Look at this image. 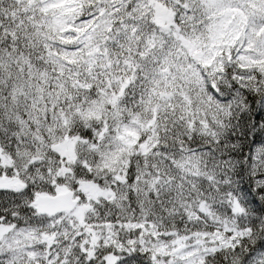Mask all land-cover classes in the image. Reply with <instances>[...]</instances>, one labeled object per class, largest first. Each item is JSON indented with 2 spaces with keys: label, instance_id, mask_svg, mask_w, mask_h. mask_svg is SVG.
Listing matches in <instances>:
<instances>
[{
  "label": "trees",
  "instance_id": "16d2710c",
  "mask_svg": "<svg viewBox=\"0 0 264 264\" xmlns=\"http://www.w3.org/2000/svg\"><path fill=\"white\" fill-rule=\"evenodd\" d=\"M52 1L0 0V264H262L264 0ZM68 190L79 216L35 214Z\"/></svg>",
  "mask_w": 264,
  "mask_h": 264
},
{
  "label": "rangeland",
  "instance_id": "374dc122",
  "mask_svg": "<svg viewBox=\"0 0 264 264\" xmlns=\"http://www.w3.org/2000/svg\"><path fill=\"white\" fill-rule=\"evenodd\" d=\"M65 1V3H64ZM52 5L61 6L63 11H68L66 8V0H53ZM63 5V6H62ZM152 13L154 17L155 23L164 28L169 24L168 19L170 18L169 13L160 9L157 6H152ZM219 21L216 22L214 29L212 30V34L210 35L209 39L207 40L206 44L202 47H197V44L189 45L188 49L193 52V57L198 56L199 60L202 64H216L217 60L220 59V54L225 52L227 47H230L234 39L237 38L239 35L241 28V19L238 11L235 9H227L222 14ZM77 138H66L65 141L60 145L59 150L57 151L61 158L65 160V163L73 161V147L74 143H76ZM128 142H126L127 144ZM140 148V147H139ZM144 148H141L143 150ZM1 163H7L5 157L0 156ZM64 170L61 168V174ZM15 182L13 180L8 179L7 177H0V189H5L6 187H12ZM64 192V191H63ZM82 193L86 194V196L93 195V191H83ZM89 194V195H88ZM84 207L80 204L76 205L75 210L71 213L74 216H79L82 213ZM4 232V231H2ZM112 259L110 258L108 262H111ZM262 264H264V256L261 260Z\"/></svg>",
  "mask_w": 264,
  "mask_h": 264
},
{
  "label": "water",
  "instance_id": "95a60500",
  "mask_svg": "<svg viewBox=\"0 0 264 264\" xmlns=\"http://www.w3.org/2000/svg\"><path fill=\"white\" fill-rule=\"evenodd\" d=\"M20 187L14 185V189ZM77 201L70 190L65 192H58L55 195H38L34 198L32 205L35 214L38 216H45L47 218L54 217L59 214L67 215L72 213L75 208Z\"/></svg>",
  "mask_w": 264,
  "mask_h": 264
}]
</instances>
